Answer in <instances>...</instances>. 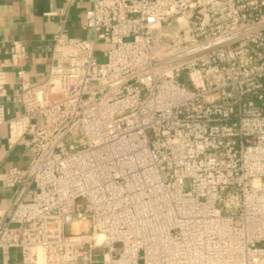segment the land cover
I'll return each instance as SVG.
<instances>
[{"label": "built area", "instance_id": "built-area-1", "mask_svg": "<svg viewBox=\"0 0 264 264\" xmlns=\"http://www.w3.org/2000/svg\"><path fill=\"white\" fill-rule=\"evenodd\" d=\"M87 2L91 40L53 35L41 83L18 42L0 64V129L31 155L2 178L0 253L264 264V0Z\"/></svg>", "mask_w": 264, "mask_h": 264}, {"label": "crops", "instance_id": "crops-1", "mask_svg": "<svg viewBox=\"0 0 264 264\" xmlns=\"http://www.w3.org/2000/svg\"><path fill=\"white\" fill-rule=\"evenodd\" d=\"M87 0H0V64L8 58L12 43H20L26 52V71L31 82L41 83L50 63V41L60 31L69 38L90 40L92 31L83 29ZM6 97L3 99L6 117L10 119L21 112L14 99L18 94L13 73L6 74ZM8 128L0 129V211L9 205L10 192L2 185L9 168L26 167L30 152L23 147H10L6 140ZM0 264H21L19 252L0 253Z\"/></svg>", "mask_w": 264, "mask_h": 264}, {"label": "rangeland", "instance_id": "rangeland-1", "mask_svg": "<svg viewBox=\"0 0 264 264\" xmlns=\"http://www.w3.org/2000/svg\"><path fill=\"white\" fill-rule=\"evenodd\" d=\"M92 38V37H91ZM91 40V39H90ZM101 61V60H99ZM32 122L36 123V122H40L39 118H34L32 119ZM79 233H88V231L86 229L83 228V226L81 224H77L74 226H70L66 229V234L67 235H77Z\"/></svg>", "mask_w": 264, "mask_h": 264}]
</instances>
